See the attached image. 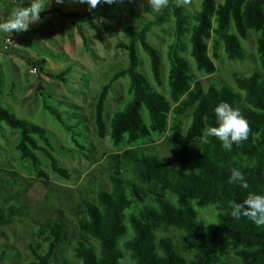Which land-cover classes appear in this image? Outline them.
Returning a JSON list of instances; mask_svg holds the SVG:
<instances>
[{
    "label": "trees",
    "instance_id": "16d2710c",
    "mask_svg": "<svg viewBox=\"0 0 264 264\" xmlns=\"http://www.w3.org/2000/svg\"><path fill=\"white\" fill-rule=\"evenodd\" d=\"M115 8L116 0L84 12L64 13L53 9L47 13H56L73 24L78 19L87 20L95 27L96 21L104 26V20L116 19ZM169 12L174 30L167 45L168 70L164 79L163 55L148 42V36L154 28L167 23ZM129 14L130 26L124 31L126 41L117 44L127 53L128 66L114 73L102 86L94 106V121L96 136L103 140L107 131L104 113L108 95L116 82L126 79L130 99L112 114L110 139L115 149L127 148L120 156L131 166L134 180L116 170L110 177L109 191L98 192L94 202L84 200L78 231L96 245L78 242L73 257L80 264H231L225 259L232 250L240 264H264V225L230 215L233 200L240 202L249 193L264 195V75L254 71L249 76L236 77L238 92L214 84L205 88L195 78L185 56L188 55L196 72L212 76L217 72L214 61L220 59L221 50L230 61L245 60L242 41L254 33L256 53L264 71V0H201L193 15L181 8L177 0H169L161 13H153V20L141 22L139 29L132 26L138 23L132 3ZM77 31L86 46L82 27L77 26ZM139 49L148 58L155 86L140 70ZM25 62L53 81L65 82L70 72L67 68L57 74L49 73L44 69V60ZM2 77L0 72V82ZM165 84L168 97L157 90ZM38 94L43 98V110L71 133L72 127L48 104L41 89ZM221 102L238 108L249 124L248 139L239 146L233 145L231 151L224 150L214 137L206 143L201 140L204 129L215 126L213 109ZM188 114L190 120L185 126L184 117ZM2 125L18 133L19 158L31 163L36 177L45 185L48 177L41 171L36 153L44 155L54 174L69 179L54 156L44 128L0 106ZM152 134L170 137L174 144L171 158L178 167L148 154L140 145ZM193 143L200 148L191 150ZM233 168L243 174L246 188L228 183ZM211 206L219 208L218 221L206 224L198 219L195 208ZM22 211L17 203L0 207V235L1 229L11 226ZM169 230L178 232L179 245L191 254L189 259L177 250L172 238L157 236L158 231L167 234ZM63 233V225L54 222L47 250L39 253L32 249L30 264H62L57 250ZM7 256L5 250H0V264Z\"/></svg>",
    "mask_w": 264,
    "mask_h": 264
},
{
    "label": "rangeland",
    "instance_id": "374dc122",
    "mask_svg": "<svg viewBox=\"0 0 264 264\" xmlns=\"http://www.w3.org/2000/svg\"><path fill=\"white\" fill-rule=\"evenodd\" d=\"M201 0H177V4L188 14L193 15L200 7ZM221 1V0H220ZM129 3L137 13L138 23L153 20V13L147 0H116L114 10L116 19L104 20V26L95 22V27L87 20L78 19L74 24L60 18L56 13H47L53 9L64 13L84 12L90 10L86 3L77 0H48L42 22L34 24L28 32L16 33L15 44L10 53L0 56V106L7 108L18 118L41 126L51 139L54 156L62 168L69 174V179L59 177L50 169L48 160L42 153H36L40 169L47 175V185L36 177L30 162H23L16 151L19 135L7 127H0V207L17 203L23 208L11 226L1 229L0 250L7 252L3 264H30L33 260L31 250L39 253L47 250L50 229L54 222L64 227L62 244L57 250V258L62 264H80L73 257V249L78 242L96 245L90 239L83 238L78 231L77 221L84 214V200L95 201L96 194L111 188V175L118 170L125 178L134 180L131 166L125 164L121 153L126 147L115 149L111 144L110 121L112 114L120 110L129 101L128 81L116 82L108 95L104 120L106 136L99 140L96 136L94 106L98 94L114 73L128 66L127 53L117 44L126 41L125 29L130 26ZM101 0L97 6L104 5ZM167 23L154 28L148 36V42L157 47L163 55L164 79L168 70L165 59L167 45L172 41L174 30L173 16L169 12ZM77 26L87 38L83 44ZM257 35L251 33L247 41H242L246 58L243 61H230L221 50L220 59L214 61L217 72L212 76L195 71L188 55L192 72L204 87L210 84L227 86L238 92L235 78L249 76L259 71V58L256 53ZM140 70L148 81L154 85L147 56L141 49ZM26 59L44 60V69L49 73H60L69 68L65 82L53 81L43 74H33L34 68L28 66ZM44 70V71H45ZM155 86V85H154ZM41 89L48 104L61 113L65 123L72 127V132L65 131L56 120L43 110V98L38 94ZM158 92L168 97L165 84ZM190 115L184 117L188 125ZM74 138H73V135ZM141 146L148 154L156 155L164 161L178 167L171 158L174 144L168 135L152 134ZM199 144H190L191 150H198ZM198 219L206 224L216 223L217 207L195 208ZM127 213H130L128 211ZM158 237L168 236L173 239L177 250L190 258L191 254L183 250L178 242V232L169 230L167 234L157 232ZM225 261L240 264L229 250Z\"/></svg>",
    "mask_w": 264,
    "mask_h": 264
},
{
    "label": "clouds",
    "instance_id": "9594fccd",
    "mask_svg": "<svg viewBox=\"0 0 264 264\" xmlns=\"http://www.w3.org/2000/svg\"><path fill=\"white\" fill-rule=\"evenodd\" d=\"M63 3V0H57ZM79 3H86L90 8L95 9L101 0H77ZM104 3L111 4L114 0H103ZM28 6L24 7L23 4ZM48 0H21V3L11 13L8 19L0 23V31L6 33L28 32L33 24L42 22L41 16L45 11ZM151 10L159 12L169 5V0H147ZM215 126H208L204 129L201 140L208 142L209 138H216L224 150L231 151L233 145L239 146L249 137V124L238 108L227 102L217 104L213 109ZM229 184L239 185L246 188L243 174L233 168L228 177ZM232 218L239 220L241 217L250 219L257 225H264V195L249 193L245 199L238 202H231Z\"/></svg>",
    "mask_w": 264,
    "mask_h": 264
},
{
    "label": "crops",
    "instance_id": "0c3cea01",
    "mask_svg": "<svg viewBox=\"0 0 264 264\" xmlns=\"http://www.w3.org/2000/svg\"><path fill=\"white\" fill-rule=\"evenodd\" d=\"M15 8L16 7L13 5L12 0H0V23L5 22L8 19V17L11 15V13L15 10ZM8 35L13 36L14 44H15V39L17 38L16 33L15 32L6 33L2 31H0V43L3 37H6Z\"/></svg>",
    "mask_w": 264,
    "mask_h": 264
},
{
    "label": "built area",
    "instance_id": "2783aa9c",
    "mask_svg": "<svg viewBox=\"0 0 264 264\" xmlns=\"http://www.w3.org/2000/svg\"><path fill=\"white\" fill-rule=\"evenodd\" d=\"M12 2H13V5L15 7H18L19 4L21 3V0H12ZM23 6L27 7L28 4L24 3ZM13 46H14V38L12 35H8L6 37H3V39L1 40V43H0V56L9 53L10 50L13 48ZM31 73L36 74L37 69L33 68L31 70Z\"/></svg>",
    "mask_w": 264,
    "mask_h": 264
}]
</instances>
